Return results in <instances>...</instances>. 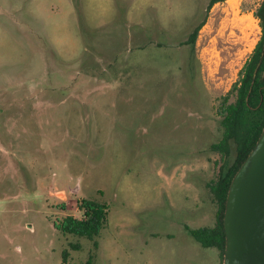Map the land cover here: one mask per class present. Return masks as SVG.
I'll use <instances>...</instances> for the list:
<instances>
[{"label":"rangeland","instance_id":"1","mask_svg":"<svg viewBox=\"0 0 264 264\" xmlns=\"http://www.w3.org/2000/svg\"><path fill=\"white\" fill-rule=\"evenodd\" d=\"M213 1L0 0V264H223L186 227L216 225L264 0ZM85 199L108 209L93 240L54 225Z\"/></svg>","mask_w":264,"mask_h":264},{"label":"trees","instance_id":"2","mask_svg":"<svg viewBox=\"0 0 264 264\" xmlns=\"http://www.w3.org/2000/svg\"><path fill=\"white\" fill-rule=\"evenodd\" d=\"M217 2V0H214ZM258 16L264 20V9L259 10ZM264 26V22H263ZM197 31L191 38L195 42ZM263 42L257 45L252 59L244 67L240 82L235 85L236 101L227 104L228 97L223 99L221 128L223 137L212 149L221 152L223 156L230 154L231 146L236 145V159L231 166L221 167L219 177L211 186V192L217 203L216 225L191 229L186 227L189 234L204 248H217L222 256L225 252L226 237L224 231V214L228 191L238 169L255 147L264 128V52ZM83 218L65 217L54 223L55 228L63 234H73L87 237L91 240L98 237L103 229L108 209L107 206L92 200H83L80 205ZM97 247V242H95ZM77 248V247H76ZM67 253H64L66 259Z\"/></svg>","mask_w":264,"mask_h":264},{"label":"water","instance_id":"3","mask_svg":"<svg viewBox=\"0 0 264 264\" xmlns=\"http://www.w3.org/2000/svg\"><path fill=\"white\" fill-rule=\"evenodd\" d=\"M224 231L223 264H264V128L232 179Z\"/></svg>","mask_w":264,"mask_h":264},{"label":"crops","instance_id":"4","mask_svg":"<svg viewBox=\"0 0 264 264\" xmlns=\"http://www.w3.org/2000/svg\"><path fill=\"white\" fill-rule=\"evenodd\" d=\"M106 26H108V24L106 23V22H102L100 25H99V27H98V29H100L101 30V33H100V36H98V37H117V34L119 33L120 34V36H122V37H129V36H127V31L125 30V32H124V34L125 35H123L122 34V31H121V29H120V31H117L116 30V28L115 29H111V28H106ZM109 26H111V24L109 23ZM108 26V27H109ZM117 31V32H116ZM108 55H107V53H104V54H102V59L104 60V62H108Z\"/></svg>","mask_w":264,"mask_h":264},{"label":"flooded vegetation","instance_id":"5","mask_svg":"<svg viewBox=\"0 0 264 264\" xmlns=\"http://www.w3.org/2000/svg\"><path fill=\"white\" fill-rule=\"evenodd\" d=\"M263 9H264V1H263V3L261 4V6L259 7V10H261V11H263ZM260 21H261V27H262V34H261V37H260V40H259V42L257 43V45L258 44H260L261 42H263V50H264V26H263V22H264V20H262V18H260ZM167 35V33L165 32V30L163 29H161V33H160V35L159 36H162V37H160V38H163V39H165L166 36ZM167 38H168V36H167ZM176 39H178L177 37H175ZM160 45V42H157L156 43V46H159ZM257 45H256V47H257ZM256 47H255V49H256ZM254 49V50H255ZM178 51H181L180 50V47H179V50ZM264 52V51H263ZM253 54H254V52L252 53V56H253ZM264 54V53H263ZM252 56L250 57V59H249V61L252 59Z\"/></svg>","mask_w":264,"mask_h":264},{"label":"bare ground","instance_id":"6","mask_svg":"<svg viewBox=\"0 0 264 264\" xmlns=\"http://www.w3.org/2000/svg\"><path fill=\"white\" fill-rule=\"evenodd\" d=\"M230 1V0H229ZM231 1H235V0H231ZM232 3V2H231Z\"/></svg>","mask_w":264,"mask_h":264}]
</instances>
